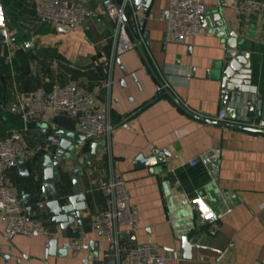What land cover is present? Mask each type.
<instances>
[{
	"label": "crops",
	"instance_id": "crops-1",
	"mask_svg": "<svg viewBox=\"0 0 264 264\" xmlns=\"http://www.w3.org/2000/svg\"><path fill=\"white\" fill-rule=\"evenodd\" d=\"M0 1L14 32L11 61L6 51L0 55L5 56L0 64V136L22 129L27 145L35 146L47 134H57V129L84 135L78 121L66 116L50 111L24 116L29 95L58 81L96 92V108L110 107L114 125L109 138H86L82 144L74 140V148L67 151L69 157L59 166L58 189L72 193L76 178L86 194L87 206L81 215L90 250L74 257L71 230L51 223L44 204L41 218L50 234L26 236L9 231L17 247L11 250L0 237L10 254L7 264H113V257H105L107 241L91 226L94 215L105 207L99 182L112 167L123 174L130 200L139 212L135 228L121 227L126 246L152 243L166 264H264V131L236 127L227 117L217 120L218 113L228 109L217 68L226 41L215 32L212 21L202 22L204 34L182 43L170 42L163 16L170 0H152L148 12L132 0L126 15L134 47L114 55V23L103 0H75L92 11L75 27L42 22L37 15L42 0ZM241 1L205 0L206 15L223 7L228 25L237 33L238 49L249 55L252 84L258 86L256 94L233 96L229 106L238 108L237 117L264 116V0H256L257 6L248 13L239 11ZM147 62L190 112L165 94L164 88L158 90L160 84ZM248 99H257L261 108L245 109ZM95 141L99 144L93 156ZM56 148L45 147L27 163L28 171L42 174L44 155ZM160 151L166 158L153 172L138 163L140 157ZM192 159L197 161L195 166L189 163ZM7 181L21 202L25 194L36 193L33 177L23 175L18 166L9 171ZM197 195L221 213V218L200 219L192 203ZM0 230L6 228L0 225ZM184 238L191 244L190 256ZM51 239L58 241L55 255H48Z\"/></svg>",
	"mask_w": 264,
	"mask_h": 264
},
{
	"label": "built area",
	"instance_id": "built-area-1",
	"mask_svg": "<svg viewBox=\"0 0 264 264\" xmlns=\"http://www.w3.org/2000/svg\"><path fill=\"white\" fill-rule=\"evenodd\" d=\"M102 5L114 23L112 38L114 55L128 52L134 47L131 34L128 30L125 17L126 10L132 7V0H103ZM257 6L256 0H242L238 9L248 13ZM208 12L205 0H170V6L163 13L167 19L166 39L170 42L182 43L188 37L204 34L206 28L202 24V17ZM92 14L86 6L75 0H42L37 6V15L42 22L60 23L68 26L83 24ZM0 43L2 51H6L9 61L12 59L14 32L8 27L5 10L0 1ZM162 85L158 87L161 92ZM98 95L93 91H83L70 82H55L50 88L38 87L29 95L24 110L26 118L52 112L55 116H66L78 121L79 126L87 139L109 138L114 128L111 120L110 107L103 110L96 108ZM245 109L254 106L259 110L257 99H248L243 104ZM255 111V110H254ZM226 110L217 115V120L224 121ZM236 124L251 129L264 131V116L255 113L254 116L241 115L237 117ZM61 137L55 133L47 134L44 142L35 146L27 145L26 136L22 129H14L5 136H0V225L14 234L32 236L33 234L49 235V230L42 220L44 203L38 202L32 209L29 220L20 197L8 184V173L17 167L19 160L28 163L34 159L45 147L58 145ZM164 155V151L159 152ZM190 165L195 166L197 161L192 159ZM105 197L104 209L97 212L91 226L99 232L101 238L108 243L105 257L114 258L113 264H166L158 248L152 243H141L126 246L122 242L121 227L135 228L139 212L132 204L130 194L126 187L123 174L113 167L109 175L98 185ZM192 203L200 219L216 221L222 214L218 213L202 195H197ZM71 252L74 257L90 250L91 240L82 226H72Z\"/></svg>",
	"mask_w": 264,
	"mask_h": 264
},
{
	"label": "water",
	"instance_id": "water-1",
	"mask_svg": "<svg viewBox=\"0 0 264 264\" xmlns=\"http://www.w3.org/2000/svg\"><path fill=\"white\" fill-rule=\"evenodd\" d=\"M225 2V0H223ZM136 7L141 4L148 8L150 7L152 0H133ZM142 2V3H141ZM145 2V3H143ZM146 12V13H147ZM127 26L132 31L131 24L128 17H125ZM212 21L215 32L226 41V52L224 57L218 61L217 68L219 69V78L222 81L223 92V104L228 106L227 119L237 120V107L229 106L230 99L239 98L242 94H256L258 86L252 84L253 71L251 69V62H249L248 53L243 50H239V42L237 39V33L228 25L227 19L224 16L223 7L211 15L203 16L202 22ZM1 40V36H0ZM2 53V45L0 43V55ZM148 63L151 73L157 79L160 85L164 88L165 94L169 95L181 108L190 112L179 97L168 87L165 82L156 74L152 66ZM249 110L254 111V106H250ZM239 127V125H234ZM242 127V126H240ZM57 134L61 137L60 143L55 150L49 149L43 157L42 167L43 173L36 174L28 171L27 163L23 160H19L17 166L20 168L23 175L31 176L34 179L35 189L34 194H25L22 199V204L25 208V214L29 220L32 219V209L38 202H42L46 207V215L49 217L51 223L60 225L64 231L71 230L74 224L82 226L81 212L86 209V194L80 189V184L76 178H73V190L72 193H66L59 190L58 183H61V176L59 172V166L61 162L67 159L68 150L74 148L73 141L77 140V144H82V141L86 140L85 135L76 133L74 131H68L64 129H57ZM98 142L92 143V155H96V149ZM166 153L160 155L159 152L155 156L148 158L140 157L138 163L150 167V171L153 172V167L157 164L164 163ZM76 172L72 173L75 177ZM9 230H0V237L4 239L9 245L7 250H11L16 245L8 237ZM133 236V234H130ZM57 239H51L48 245V255H55L57 252ZM184 249L188 252L187 256H190L191 244L187 238H184ZM10 254L6 252L5 244L0 240V264L4 262L8 263Z\"/></svg>",
	"mask_w": 264,
	"mask_h": 264
},
{
	"label": "trees",
	"instance_id": "trees-1",
	"mask_svg": "<svg viewBox=\"0 0 264 264\" xmlns=\"http://www.w3.org/2000/svg\"><path fill=\"white\" fill-rule=\"evenodd\" d=\"M128 9V8H127ZM126 14H127V10H126ZM3 57H5V56H2V57H0V64H2L3 63ZM34 169V168H33ZM37 172V171H36Z\"/></svg>",
	"mask_w": 264,
	"mask_h": 264
},
{
	"label": "snow or ice",
	"instance_id": "snow-or-ice-1",
	"mask_svg": "<svg viewBox=\"0 0 264 264\" xmlns=\"http://www.w3.org/2000/svg\"><path fill=\"white\" fill-rule=\"evenodd\" d=\"M2 20H3V17H2V16H0V22H2Z\"/></svg>",
	"mask_w": 264,
	"mask_h": 264
}]
</instances>
